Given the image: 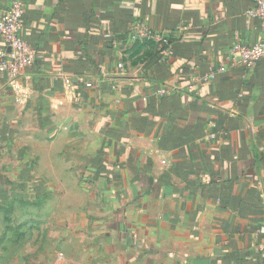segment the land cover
<instances>
[{
  "label": "crops",
  "instance_id": "crops-1",
  "mask_svg": "<svg viewBox=\"0 0 264 264\" xmlns=\"http://www.w3.org/2000/svg\"><path fill=\"white\" fill-rule=\"evenodd\" d=\"M20 1L34 62L0 70V206L53 222L52 264H264V57L202 80L260 40L252 4Z\"/></svg>",
  "mask_w": 264,
  "mask_h": 264
},
{
  "label": "built area",
  "instance_id": "built-area-1",
  "mask_svg": "<svg viewBox=\"0 0 264 264\" xmlns=\"http://www.w3.org/2000/svg\"><path fill=\"white\" fill-rule=\"evenodd\" d=\"M248 1L252 7L247 11V15L259 21L260 40L250 45L239 41L234 43L227 55V65L210 67L208 72L203 75V81L211 82L229 68L251 69L264 57V0ZM24 12L25 8L22 2L12 0L9 8L0 18V70L10 79L18 76L34 62V53L18 34ZM140 28L143 37L152 38L157 43L163 41L160 34L151 32L146 26L140 25ZM157 46L160 48V57L172 54L171 50H161V46L159 44ZM159 93H163V91Z\"/></svg>",
  "mask_w": 264,
  "mask_h": 264
},
{
  "label": "rangeland",
  "instance_id": "rangeland-1",
  "mask_svg": "<svg viewBox=\"0 0 264 264\" xmlns=\"http://www.w3.org/2000/svg\"><path fill=\"white\" fill-rule=\"evenodd\" d=\"M24 200L0 206V264H52L47 228H50L49 222H53L25 223L32 206L30 200L27 203ZM32 241L38 243L32 245Z\"/></svg>",
  "mask_w": 264,
  "mask_h": 264
}]
</instances>
